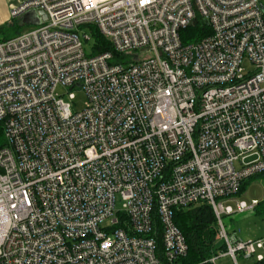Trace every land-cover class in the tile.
<instances>
[{"label": "built area", "instance_id": "1", "mask_svg": "<svg viewBox=\"0 0 264 264\" xmlns=\"http://www.w3.org/2000/svg\"><path fill=\"white\" fill-rule=\"evenodd\" d=\"M8 1L46 21L0 41V264H181L173 213L199 203L221 256L264 248L222 223L264 172V0ZM197 19L210 34L182 43Z\"/></svg>", "mask_w": 264, "mask_h": 264}, {"label": "trees", "instance_id": "2", "mask_svg": "<svg viewBox=\"0 0 264 264\" xmlns=\"http://www.w3.org/2000/svg\"><path fill=\"white\" fill-rule=\"evenodd\" d=\"M6 27L0 28V34L4 33L7 29L14 28V22L11 21ZM7 26H10L9 28ZM93 47L92 55L102 54L104 52H111L110 44L103 39L95 29H91ZM210 34L209 28L199 21H195L192 27H188L180 32L182 43L186 44L191 41H197ZM19 35V34H17ZM16 35V36H17ZM8 40V38H2L0 41ZM122 57L115 54L114 61H120ZM8 146V143L4 137V130L2 124H0V149ZM264 179V172L256 175L250 179L245 180L238 193L239 197L243 193L246 184L256 178ZM253 211L259 216L264 217V200L258 201L257 205L253 208ZM156 220L157 230L159 231V224ZM173 222L180 230L185 238L187 244L186 257L181 260V264H210L207 261L216 256L219 250L224 249V246L217 247L216 242V219L214 217L211 207L205 203H199L186 208L176 209L173 213ZM158 245L159 237L157 238ZM254 264H264L262 261H257Z\"/></svg>", "mask_w": 264, "mask_h": 264}, {"label": "rangeland", "instance_id": "3", "mask_svg": "<svg viewBox=\"0 0 264 264\" xmlns=\"http://www.w3.org/2000/svg\"><path fill=\"white\" fill-rule=\"evenodd\" d=\"M25 15L21 16L19 19L12 20L14 22V28L7 29L4 33L0 34V39L2 38H13L17 34L27 32L36 26L31 23H25ZM6 27V26H3ZM8 28L10 26H7ZM89 47L93 44V39L87 43ZM87 52V50L85 49ZM88 54L86 53V56ZM150 52H144L139 54V57H151ZM248 67V64L246 65ZM58 94H63L64 90L59 88L57 90ZM74 101L72 103V111L76 112L84 107L86 97L83 91L76 89L73 91ZM66 100V97L64 98ZM236 199L242 200L249 204L252 200L262 201L264 200V179L259 177L254 180L249 181L243 193ZM117 209H120V202L116 203ZM222 223L225 228L226 233L234 240L241 241H254L264 238V217L259 216L255 211H245L243 213H235L232 215H227L222 217ZM222 246V242H217V247ZM224 250H219L217 253V258L215 264H234L232 259L227 256H221L220 254ZM257 255H262L264 257V248L262 250L256 251L255 255L250 259H244L241 256H237V264H254L257 262Z\"/></svg>", "mask_w": 264, "mask_h": 264}, {"label": "crops", "instance_id": "4", "mask_svg": "<svg viewBox=\"0 0 264 264\" xmlns=\"http://www.w3.org/2000/svg\"><path fill=\"white\" fill-rule=\"evenodd\" d=\"M9 5L10 2L8 0H0V28L12 21L10 19Z\"/></svg>", "mask_w": 264, "mask_h": 264}, {"label": "water", "instance_id": "5", "mask_svg": "<svg viewBox=\"0 0 264 264\" xmlns=\"http://www.w3.org/2000/svg\"><path fill=\"white\" fill-rule=\"evenodd\" d=\"M37 14L40 15L42 21H46L45 14L41 10H39V11H37V13H35L33 11H30V12L24 14L26 16L25 17V20H26L25 23H31V24H33L35 26L39 25L40 24L39 20L35 18L37 16ZM192 25H193V23L191 22L190 26H192Z\"/></svg>", "mask_w": 264, "mask_h": 264}]
</instances>
